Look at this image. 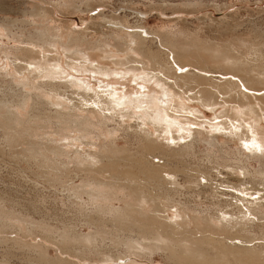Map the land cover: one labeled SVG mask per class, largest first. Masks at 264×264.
<instances>
[{
	"label": "bare ground",
	"instance_id": "6f19581e",
	"mask_svg": "<svg viewBox=\"0 0 264 264\" xmlns=\"http://www.w3.org/2000/svg\"><path fill=\"white\" fill-rule=\"evenodd\" d=\"M64 4L81 11L73 2ZM32 15L47 18L44 11ZM99 17L110 33L95 43L46 25L15 37L10 24L0 23V36L7 31L17 41L12 49L0 44L15 65L5 73L11 81H0L4 143L13 149L11 159L37 168L31 182L55 189L63 209L57 215L43 212L46 198L37 188L28 207L11 205L0 214V234L41 236L38 242L9 238L21 258L34 264H148L140 258L155 254L166 264H264L262 32L224 46L195 37L182 41L171 27L149 31L140 17L134 25ZM85 44L104 50L107 61L83 52ZM59 46L77 74L87 69L106 78L131 77L160 91L96 90L54 59ZM177 66L187 71L179 73ZM41 78L46 85H36L34 79ZM192 104L216 114L210 130L200 121L202 109ZM192 123L198 127H188ZM121 132L127 136L122 147ZM20 144L27 145L22 152L16 151ZM205 194L210 203L201 201ZM32 211L43 214L40 221ZM0 236V245L6 243ZM106 240L120 251L105 249ZM52 246L59 251L56 258L49 257Z\"/></svg>",
	"mask_w": 264,
	"mask_h": 264
},
{
	"label": "rangeland",
	"instance_id": "374dc122",
	"mask_svg": "<svg viewBox=\"0 0 264 264\" xmlns=\"http://www.w3.org/2000/svg\"><path fill=\"white\" fill-rule=\"evenodd\" d=\"M67 1L77 4L78 7H81V11L83 12L73 9V7L70 6L67 7L64 4V2L67 3ZM80 1L82 0H0V23L10 24V28L12 29L15 37L20 33L28 34L29 32H35L39 25H46L53 29L54 32H57L59 29L57 33L62 31L65 34L69 33L70 31V33L72 32L77 35H84L89 43H95L99 40H104V37H106L104 34L110 33L108 29L109 27H102L103 24L101 23V17H99L101 13L107 17L109 16V18H124L131 25L136 24L140 18H144L141 20V22L143 26L149 31H152L153 29L160 26L171 27L181 34L179 39L182 41H189L191 38L195 37L194 39L199 38L201 41L204 40L209 43L217 45L221 44L225 46V43L230 41H232L233 45H237L240 39H253L256 34L261 35V32L264 35V0H83L82 3ZM87 2L88 5L86 4ZM41 11L47 13L46 19L41 20L39 16L35 17L32 15L39 14ZM24 21L28 22L27 25L22 23ZM13 28L15 29L13 30ZM21 28H24V30L21 31ZM3 34L5 37L2 38L0 36V44H3V47L12 49L17 43L16 39L13 37L8 38L6 36L7 31H4ZM24 38L25 37L23 36L21 39L24 40ZM108 43L110 45L109 48L114 51H118L114 41H109ZM24 45L25 43L22 46ZM109 48L108 51L111 50ZM97 49L99 48H93V46L90 44H85L81 47V50L85 53L87 52V55L97 57L101 63L106 62L107 60H105V58L103 59L102 55L104 50L100 48L98 52ZM44 53L49 55L54 54L47 53L45 51ZM55 53L59 55H53L54 59L57 61L62 60L64 69L69 74L76 75L77 77L84 79L96 90L108 89L112 91L113 89H116L119 93L122 92L121 94L132 93V95H134L136 89L144 90L145 88L149 89L153 87L152 90L155 92L158 90L160 91V89L157 88L153 83V85H147L148 87L139 86L140 84L138 85L136 83L133 84L132 81H135V79L131 77H129L130 79H125L124 77L121 78L119 76L106 78L98 76V74L95 75L93 73L84 72L87 69H83V71L78 72L80 74H77V72L70 65H68L71 63V60L67 58L62 47L59 46L57 52ZM13 59V55H10L9 58H6L5 53L3 51L1 52L0 50V81H11L12 77H6L5 73L8 71L11 73L14 72L15 65L13 61H11ZM27 76H29V74H27ZM34 81L37 83L36 85H46V83L42 81V78L34 79ZM108 82L109 87L106 86ZM43 91L45 93L46 90ZM158 94L156 93V95ZM2 95V91H0V97H3ZM0 100L2 99L0 98ZM32 104L33 100L30 101L29 110L31 109ZM191 107L203 110H201V112L204 113L205 117L201 118L200 121L204 124V128H206V130H210V126L216 124V114L210 109H204V107H201L199 104H192ZM181 115H186V117H189L193 121L196 120V116L189 114ZM189 125L190 124H188V127ZM73 135L78 136V132H75ZM3 136V130H1L0 214L7 213L11 205H15L17 208L19 207L18 209L21 207H28L29 202L37 199L38 188L40 189L39 194L46 198V203L44 202V205H41V210L46 213L50 212L52 215H57L58 213L56 211L60 212L63 210L59 200V196L61 195L53 193L55 189L50 188V186L47 184L43 185V182L41 183L40 187L34 186L30 179H34L33 176L36 175L37 168H30L27 164L17 163L11 159L10 156L14 154L12 151L13 149H9V146L4 143ZM126 141L127 136L124 134V132H121L118 138L119 146H126ZM235 147L236 146L234 143H232V148L235 149ZM24 148H27V145L20 144L18 148H16V151L22 152ZM2 151L4 153L3 155ZM199 163L203 164L201 161ZM255 164L256 167H258V164ZM221 177L224 178L225 175ZM75 182L79 183L80 181L76 180ZM205 195H203V200H201V198H196L195 201L200 199L202 202L205 200V202L207 201L210 203V199H207L210 195ZM200 200L197 202H201ZM31 216H34L38 222V220L40 221V218L43 217V214L42 216L41 214L39 216V214L32 211ZM3 220L5 221L7 219ZM7 221H5V223L8 226L11 225V221ZM14 231L15 230H11V232H8V235L6 234L7 236L5 234H0L4 238L6 237V243L0 245V260H8L5 262L6 264H34L21 258L22 252H19L17 248L12 247L13 243L10 241V237L11 240L18 237H21L20 239L23 240L26 239L23 236H18V234L14 233ZM82 231L88 233L89 230L85 229ZM34 238L26 239V241L30 240L33 242H38L41 240V236L35 239ZM105 244V249L108 247L113 249V251L111 249H107L108 251L115 253L120 251L119 248L114 246L111 240H106ZM11 249L16 250L12 252L15 253V256H11ZM58 254L59 251L57 248H55V246L50 247V258H56V255ZM152 257L144 259L140 258V261L144 260L145 262H148V264H166L162 256L155 254ZM82 262H80V264L87 263Z\"/></svg>",
	"mask_w": 264,
	"mask_h": 264
},
{
	"label": "snow or ice",
	"instance_id": "6c2138e0",
	"mask_svg": "<svg viewBox=\"0 0 264 264\" xmlns=\"http://www.w3.org/2000/svg\"><path fill=\"white\" fill-rule=\"evenodd\" d=\"M187 71V69L186 68H184V67H180V66H177V72H179V73H184V72H186ZM93 78H94V76H93ZM132 83L133 84H135V81H132ZM89 91H91V89H89ZM244 91L245 92H247V91H249L246 87L244 88ZM106 95H109V94H106ZM110 99H114V97H111L110 96ZM93 107H95L96 105H92ZM111 113H109V115H110ZM189 127H192V128H195V127H198V125L197 124H195V123H192V124H190L189 125ZM244 147L245 148H249V144L248 143H245L244 144ZM241 175H243V173H241ZM202 183L203 182H205V181H201ZM232 191L235 193V194H237V195H244L243 193H240L237 189H232ZM253 198H255V197H253Z\"/></svg>",
	"mask_w": 264,
	"mask_h": 264
}]
</instances>
